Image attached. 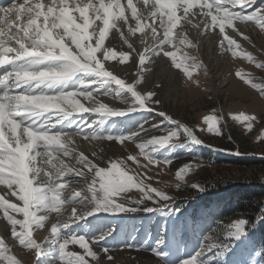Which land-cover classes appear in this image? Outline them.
Listing matches in <instances>:
<instances>
[{
    "label": "snow or ice",
    "instance_id": "snow-or-ice-1",
    "mask_svg": "<svg viewBox=\"0 0 264 264\" xmlns=\"http://www.w3.org/2000/svg\"><path fill=\"white\" fill-rule=\"evenodd\" d=\"M189 25L200 34L218 29L224 51L264 70V60L243 49L236 38L255 47L243 29L255 26L264 33V2L257 5L256 0H13L0 7V185L6 189L0 194V213L14 241L9 245L0 235V264H27L13 253L17 245L32 255L33 264H89L90 260L114 264L111 253L123 249L150 250L162 264H229L227 257L248 240L249 229L264 225L261 207L251 221L236 219L224 226L222 240L218 234L206 236L199 250L170 259L169 218L182 214L183 208L151 181L173 163L177 149H184L195 161L197 146L212 148L197 131L222 136V117L205 116L206 129L189 126L159 107L162 101L156 90L142 92L137 86L153 71L157 58H168L188 82L201 87L193 76L201 69L207 76V67L195 56L177 55L182 46L197 47L184 30ZM117 40L127 51L117 52ZM117 56L120 65L131 57L132 82L106 67ZM234 77L264 98V80L256 82L242 69L235 70ZM101 97L126 107L110 106ZM81 99L93 106L86 107ZM74 113L98 119L73 118ZM231 119L248 133L258 122L257 115L243 111ZM259 123L255 139L264 143V119ZM77 136L89 142H131L144 162L132 154L126 159L96 151L86 154L71 146ZM227 138L232 140L231 135ZM126 161L135 168L122 167ZM200 166L184 164L175 178L183 181L185 173ZM192 187L206 191L197 184ZM132 189L139 198H134ZM121 194H125L122 199ZM140 213L164 217L152 244L150 236L137 244L136 237L114 222L125 214ZM53 214L55 220L49 225ZM36 229L47 230L48 235L38 241L33 238ZM69 245H78L83 253L67 251ZM254 256L264 259V248Z\"/></svg>",
    "mask_w": 264,
    "mask_h": 264
},
{
    "label": "rangeland",
    "instance_id": "rangeland-1",
    "mask_svg": "<svg viewBox=\"0 0 264 264\" xmlns=\"http://www.w3.org/2000/svg\"><path fill=\"white\" fill-rule=\"evenodd\" d=\"M262 2L264 0H256L257 5ZM248 27L243 30L250 36L255 47L244 41L242 37V42L238 41V43L241 44L243 49L256 56L258 60H264V35L254 34V31H259L255 26ZM212 32L206 34L207 38L208 34H213ZM215 37L217 40L214 46L216 47L220 45L222 37L217 33ZM191 40L197 44V47L182 46L181 51L177 52V55L180 56L183 53H187L189 56H195L197 60L202 61L207 67L208 75L205 76L203 74V69L198 73H194L193 79L200 81L201 87L198 88L188 82L186 78L182 80L183 74L180 70L174 67L175 70L169 69L166 63L163 62L162 66L168 71V74L170 73V76L168 78L160 77L159 79H164L163 84L158 82L159 86L162 84L157 91L158 98L162 99L163 102L162 106L159 107L175 119L187 123L189 126L198 125L205 129L206 125L203 124L205 116L216 115L222 117V136L217 137L206 131H197V135L206 144H211L212 148L226 149L227 151H213L209 147L197 146L193 153L197 159L193 161L191 154H188L184 149H177L173 163L164 167L161 175L154 177L153 181H151L154 187H158L174 196L175 203L183 208L182 214L169 218L166 242L170 259L172 260L177 257H186L188 254L199 250V246L206 243L204 240L206 236H216L218 234L222 240L224 236L222 229L232 221L236 219L250 220V218L240 215V212H236L232 216L228 215L221 221H218V218L221 209L226 207L224 204L227 201L229 202V197L234 199L231 201L233 202L241 195L240 193H244L248 188L264 186V165H251L249 163L250 161H256V159H264L261 158L264 155V143H259L255 139L261 127L259 121L264 119V98H261L254 89L234 77L235 70L242 69L256 77V82H261L264 80V70L255 68L254 64H249L241 57H232L231 53L224 51V49L222 50L227 55L226 57L223 56L225 58L221 56L211 58L213 54L208 53L209 49L206 50L205 54H202L200 36ZM205 41L210 45V39ZM165 60L170 63L168 58H165ZM176 70L181 77H178ZM154 76L155 70L153 69L152 72L145 76L146 79H144L142 85L137 86L138 90L142 92L150 90L148 86ZM134 79L130 78L126 79V81L130 83V80L132 82ZM144 83L145 85H143ZM101 99L107 101V99L111 98L101 97ZM106 103L117 108L126 107V105H121L117 101ZM240 111L257 115L258 122H254L255 130L252 133H248L242 124L231 119L232 115ZM93 119H98V117L95 116ZM153 134L161 135L162 133ZM229 135L232 137L231 141L227 138ZM77 137L82 138L80 136ZM148 138L150 137H144V139ZM86 144L91 145L92 141L86 142ZM117 144L116 142L106 143L107 147H114L115 155L112 159H126L127 155L132 154L136 155L142 163L144 162L143 158L139 156V150L135 148L133 143L126 141L125 145ZM237 150L243 154L235 155L234 153ZM189 163H196L201 166L185 173L184 180L178 181L175 178V172L182 165ZM122 167L135 168L131 161H126V164L122 165ZM178 183L181 185L180 188L176 187ZM193 184L205 187L206 191L200 192L197 188L192 187ZM4 192L3 185H0V194H4ZM131 194L134 198H139L140 195L136 189H132ZM124 195L121 194L120 198L122 199ZM11 199L13 202H17L15 197ZM81 211H87V209L81 208ZM0 216L3 220L2 213ZM17 218L22 217L18 216ZM53 220H55V214L50 217L49 225L54 222ZM163 221L164 217L157 214L140 213L125 214L123 219H118L114 222L119 223L126 234L136 237L137 244L148 239L149 236L152 238L149 244H152L159 234V227ZM4 223L6 224V221ZM249 232L248 240L227 257L229 264H232L233 261H249V264H252V261H259V264H264V259L254 256L255 251L264 248L261 246L264 234L259 233L258 229L254 231L249 229ZM0 235L5 236L9 245L14 244L10 235H6L3 229H0ZM47 235L48 232L44 229H36L33 232V238L38 241ZM67 251L83 253V250L78 245H69ZM13 253L22 261H27V264H33L32 255L30 253L26 254L18 245L13 248ZM111 254L114 257V264H162L160 258L151 253L150 250L123 249L113 251ZM89 264H93V262L90 260Z\"/></svg>",
    "mask_w": 264,
    "mask_h": 264
},
{
    "label": "bare ground",
    "instance_id": "bare-ground-1",
    "mask_svg": "<svg viewBox=\"0 0 264 264\" xmlns=\"http://www.w3.org/2000/svg\"><path fill=\"white\" fill-rule=\"evenodd\" d=\"M122 2L123 3H126V0H122ZM136 2V0H134V3ZM10 4V3H9ZM8 4V5H9ZM126 14H129L130 15V13H126ZM99 23V22H98ZM243 27V26H242ZM247 28H249V27H247ZM180 28H178L177 30H179ZM184 30L187 32V34L189 35V38L190 39H196L197 38V36H200V40H201V46H202V54L204 53H206V50L207 49H209L208 50V53H211V55L213 54V56L211 57V58H216V57H219V56H221L222 58H225L227 55H226V53L222 50V48L220 47V45H217L216 47L214 46L216 43H215V41L217 40L216 39V37H215V34L217 33L218 34V29L217 30H215L214 32H212V31H209V32H207V33H213V34H208V38H207V33L206 34H200L198 31H197V29H195V28H192L190 25L189 26H186L185 28H184ZM115 30L113 29V32H114ZM226 31L229 33V34H232V31H231V29H226ZM252 31V30H251ZM254 31V30H253ZM254 34H262V35H264V33H261L260 31H254ZM138 36H139V33L137 34ZM110 38H111V35H110ZM237 38V40L238 41H241L242 42V39H241V37H236ZM208 39H210V41H209V43H210V45H208L207 43H206V41L205 40H208ZM133 40H134V42H135V38H133ZM116 43V45H117V47H116V49H117V52H119V51H127V46L126 45H122V42L121 41H116L115 42ZM217 43H219V41H217ZM106 44H107V41H106ZM207 45V46H206ZM214 46V47H213ZM213 47V48H212ZM208 55V54H207ZM205 56V55H204ZM223 56H225V57H223ZM208 58V57H207ZM219 60H220V58H219ZM163 62H165L166 63V65L168 66V68L169 69H172V70H175L173 67L171 68V66H170V63L169 62H167V60H165V59H159V58H157L156 60H155V63L153 64V65H151V67H152V69H154L155 70V76H154V79L151 81V83L149 84V88H150V90H156V91H158L160 88H161V86H162V84H163V82H164V79H161V80H159L160 79V77H166V78H168V76H170L169 74H168V71H166L165 69H164V67L162 66L163 65ZM156 64V65H155ZM232 64V63H231ZM131 65V57H130V59H129V61H126L125 62V64L124 65H120L119 64V57L117 56V59L116 60H112V61H109V62H107L106 63V67H112V68H114V71L117 73V74H119L120 76H121V78H126L127 80L128 79H130V78H135V72H134V68L133 67H131L130 66ZM177 71V70H176ZM178 72V71H177ZM150 73V72H149ZM147 74L148 73H146L145 74V76H147ZM180 75H179V72H178V77H179ZM181 77V76H180ZM182 78V80H184L185 79V77L183 76V77H181ZM145 79H146V77H145ZM130 82H131V80H130ZM145 82H146V80H145ZM158 82H160V83H162L159 87H157L158 86ZM143 85H145V83L143 84ZM160 99V98H159ZM161 101H162V99H161ZM105 102H110V103H112L113 102V100H111V99H107V101H105ZM81 103H86V104H88V105H92V104H90L89 102H87V101H84V100H82L81 99ZM162 104H163V102L161 103V105H160V107L162 106ZM74 139V141H75V143L73 144V145H71V146H75L78 150H83V151H85V153L86 154H90L92 151H96L97 153H99V155H103V156H105V157H110V158H113V156L115 155V150H114V147L113 146H111V147H107V145H106V143L108 142V141H92V144L90 145V144H86V142H89V141H85L84 139H82V138H78V137H74L73 138ZM118 145V144H117ZM101 148H103L104 149V152H102V153H100V149ZM106 149H108V151H106ZM3 188L5 189V186H3ZM5 191H6V189H5ZM1 214V213H0ZM54 221V220H53ZM5 223H4V221L2 220V218H1V216H0V229H3V231H4V233L7 235L8 234V232L5 230ZM138 259V258H137Z\"/></svg>",
    "mask_w": 264,
    "mask_h": 264
},
{
    "label": "trees",
    "instance_id": "trees-1",
    "mask_svg": "<svg viewBox=\"0 0 264 264\" xmlns=\"http://www.w3.org/2000/svg\"><path fill=\"white\" fill-rule=\"evenodd\" d=\"M249 163L251 165H264V159H256V161H250ZM240 194L241 195L233 202L231 201L234 199L229 197V202L227 201L224 204L226 207L221 209L218 221H221L228 215L232 216L236 212H240V215L250 218V221L259 214L261 207H264V186L253 187L251 189L248 188V190ZM255 229H258L259 233H262L261 231H264V225L261 227L258 226ZM261 246L264 247V239L261 242Z\"/></svg>",
    "mask_w": 264,
    "mask_h": 264
}]
</instances>
